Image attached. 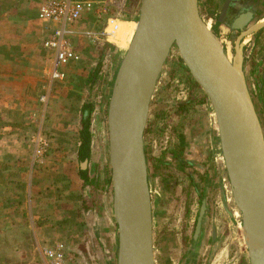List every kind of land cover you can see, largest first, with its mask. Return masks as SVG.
<instances>
[{
	"label": "rangeland",
	"instance_id": "1",
	"mask_svg": "<svg viewBox=\"0 0 264 264\" xmlns=\"http://www.w3.org/2000/svg\"><path fill=\"white\" fill-rule=\"evenodd\" d=\"M140 1L128 0L122 11L113 8L112 15L116 20L110 25L90 15L84 17L74 26L75 33L71 36L74 47L81 55L80 60L73 63H78L76 69L87 66V76H90L101 63L99 79L94 84L90 83L88 93L94 110L91 116L92 152L86 169L96 179L94 183L83 187L88 192L85 203L97 212L99 219L98 237H95L94 232L90 237H84L81 231V235L73 238L76 240L73 247H65L64 264H116L117 225L112 211L113 195L111 186L104 182L110 166L103 119L108 110L113 71L126 50L112 42L114 33L110 32V27L121 21L136 22ZM214 1L208 4L203 0L200 9L210 28L221 38L220 26L223 25L217 22L219 9L214 7ZM2 4L4 1L0 0V14ZM263 17L264 12L258 16V20ZM107 28L109 34H102ZM28 29L32 34L29 40ZM86 30L92 35L81 33ZM227 35L225 38L228 43L232 42L230 34ZM28 43H33L35 49L34 57L29 59ZM28 64L33 68L29 80L34 83L43 79V69L51 71L54 67L53 53L42 46L41 35L39 38L38 23L27 22L17 26L0 24V264H28V214L25 213L28 211V141L32 148L34 146L32 166L39 165L36 169L42 170L45 177L55 173L49 170L47 163L52 165L59 160V165H62V161H68L73 156L78 162L75 169L79 170L83 168L81 163L84 162L76 155L80 133L74 138L70 135L68 148L71 150H51L54 146L52 133L58 125L61 129L65 124V115L76 117V106H73L72 111L56 113L51 109V104L47 108L35 100L39 93L36 88L31 93L35 103L29 106L37 111L28 120ZM248 76L249 87L264 125V100L259 98L250 72ZM183 103L184 110L181 106ZM75 120H69L71 126ZM180 135L185 136V153L194 166L188 173L176 167L178 160L171 155L178 147ZM41 138L46 145L42 144L44 148L37 156L35 148ZM146 150L152 195L157 200L156 204L160 205L154 209V243L158 264H250L242 231V215L230 197V182L213 109L191 78L176 48L164 66L154 93L146 129ZM158 159H165L166 162L157 169ZM163 175L178 178L177 188L170 196L162 193V180L159 177ZM204 199L208 207L205 233L198 253L190 257V247ZM17 200H20L19 204ZM51 234L49 237L53 241L50 246L70 244V237L64 232ZM31 249L36 258L34 264H49L44 249L41 252Z\"/></svg>",
	"mask_w": 264,
	"mask_h": 264
},
{
	"label": "water",
	"instance_id": "2",
	"mask_svg": "<svg viewBox=\"0 0 264 264\" xmlns=\"http://www.w3.org/2000/svg\"><path fill=\"white\" fill-rule=\"evenodd\" d=\"M236 1L240 3L225 0L217 14L233 39L232 59L202 16L203 0L140 1L135 33L113 71L103 119L117 225L116 264H155L153 214L160 205L150 186L146 129L159 78L174 48L213 109L231 192L251 240L249 263L264 264V125L245 70L246 38L264 29V17L256 21V5L236 12L244 6L234 5ZM87 163H81L82 169ZM207 212L204 199L190 257L201 247Z\"/></svg>",
	"mask_w": 264,
	"mask_h": 264
},
{
	"label": "crops",
	"instance_id": "3",
	"mask_svg": "<svg viewBox=\"0 0 264 264\" xmlns=\"http://www.w3.org/2000/svg\"><path fill=\"white\" fill-rule=\"evenodd\" d=\"M3 1L4 4L1 5L0 24L17 26L27 22L28 24L37 22L39 38L41 35V42L44 47L43 41L45 33L41 21L39 20V8L41 3L45 0ZM205 1L208 3L211 0ZM224 1L225 0H215L214 7L220 10ZM239 4H249V6L256 5V21H258V16L264 12V0H240ZM72 26L71 27L74 29L75 25ZM223 27H225V25L220 26V30L223 29ZM84 32L81 33L85 34ZM30 37H32V34L30 33V29H28V40ZM249 42L250 44L246 46L245 52L246 74L248 76V73H251L253 85L256 86L258 92L260 91L258 96L261 100H264V29L252 34ZM33 50H35L34 44L28 43V59L34 57L35 52ZM77 64L66 66V75L63 79H52L50 76L51 71L45 68L43 69V79L41 78L38 83L29 80V77H32L31 70H33V68L28 64V120L36 115L37 110H33L32 107L29 106L35 103L31 93L32 90L36 88L39 93L37 92L35 100L43 107L48 108L51 104V109L56 113H60L63 110L69 112L72 111L73 106L77 107L76 117L65 115V124L62 125L61 129L58 125L57 129L52 133V137H54V146L52 145L51 150L56 152L71 150L68 148L69 138H71L70 135H72V138L78 137L81 129L80 120L82 109L83 106L90 101L88 93L91 88V80L90 76H87V66L79 70L76 69V66H78ZM71 119H76V122H72V126L70 125ZM39 140L40 139L37 141L38 145ZM79 146L80 139L78 140L77 138V147L79 148ZM33 153L34 146L32 148L31 142L28 141V211L26 210L25 212L28 214V264H34L36 262L35 255L32 254L31 248L41 252L45 247L50 246L51 241H53V239L49 237L50 233H52L51 235L62 232L67 234L70 237V240H68L70 244H66L65 246L67 249L69 248L68 246L73 247L76 241L73 238L77 235L83 234L84 237H90L91 233L94 232L95 237H98L97 220L99 219L97 212L95 210L93 211V209L85 203L87 201L88 192L83 188L84 180L80 176L81 169H75V164L78 162L76 158L72 156L73 153L71 154V159L62 161V165H59V160L54 161L52 165L47 163L49 170L52 172L55 171V173L49 177L43 176L42 170L36 169L39 165L35 164V166H32L33 163L31 158H33ZM76 155L78 158V153H76ZM61 167L62 170L59 171ZM19 201L17 200L16 203ZM20 204L23 205V203ZM109 226L110 228L112 227L111 223H109ZM153 227L155 228V210L153 214ZM81 231L82 233L80 234ZM84 241H79V243L85 244ZM154 251L155 264H158L155 243Z\"/></svg>",
	"mask_w": 264,
	"mask_h": 264
},
{
	"label": "built area",
	"instance_id": "4",
	"mask_svg": "<svg viewBox=\"0 0 264 264\" xmlns=\"http://www.w3.org/2000/svg\"><path fill=\"white\" fill-rule=\"evenodd\" d=\"M128 0H45L39 8V20L44 29V47L54 55V67L51 69L52 79H63L64 68L78 62L80 53L74 47L71 36L75 33L72 25H76L86 16H93L98 21H107L110 25L113 8L122 11ZM72 26V27H71ZM87 35L92 32L85 31ZM102 34H109L108 28ZM45 141L41 138L36 148L37 156L41 154ZM49 264H64L65 246L57 243L43 250Z\"/></svg>",
	"mask_w": 264,
	"mask_h": 264
},
{
	"label": "trees",
	"instance_id": "5",
	"mask_svg": "<svg viewBox=\"0 0 264 264\" xmlns=\"http://www.w3.org/2000/svg\"><path fill=\"white\" fill-rule=\"evenodd\" d=\"M110 46V45H107ZM103 56V55H102ZM101 69V63H99L95 69L93 70L92 74L90 75V80L91 82L95 83L98 79H99V72ZM185 103H183L181 106L184 107ZM185 107L182 109L184 110ZM94 110V105L91 102L86 103L83 106V110H82V127L80 130V146L78 148V159L82 162L85 160H90L91 159V152H92V142H93V132H92V112ZM186 139L184 135H180L179 136V144L177 149H175L171 155L174 157V159L180 161L181 163H179V167L184 168V170L186 169V165L189 164V167L193 168V164L192 161L189 159L187 153L186 152ZM158 164L156 165L157 169L158 166H160L161 164H164L166 161L165 159H158L157 160ZM183 166V167H182ZM191 170V169H190ZM190 172V171H189ZM108 174V175H107ZM110 170L109 173H107L106 171V177H105V184H109L110 183ZM80 176L81 178L84 180V185H90L92 183H94V180L96 179L95 176L91 177L89 170L88 169H81L80 170ZM161 176V175H160ZM162 185H166L169 186L168 183V179L167 177H165L164 175L162 176Z\"/></svg>",
	"mask_w": 264,
	"mask_h": 264
},
{
	"label": "bare ground",
	"instance_id": "6",
	"mask_svg": "<svg viewBox=\"0 0 264 264\" xmlns=\"http://www.w3.org/2000/svg\"><path fill=\"white\" fill-rule=\"evenodd\" d=\"M209 3H212V2L210 1ZM261 21H264V20H261ZM136 25H137V23L134 21H132V22L131 21H121L118 24H114L112 27H110V30H111L110 32L114 33L112 42L117 44L121 48L127 50L128 46L132 40V37L135 33ZM208 26L210 27L209 23H208ZM220 36H221V41L227 45L228 57L230 59H232V56H233L232 48H231L230 43H228L227 39L225 38L226 37V28L225 27H223V29L220 30ZM249 39L250 38L248 36L246 38V41H248ZM228 188H229L231 200L234 201L230 186ZM242 227H243L242 231L244 233L243 235L245 236V242H246V245L248 247V244L251 243V240H250V238L246 232V228L243 225H242Z\"/></svg>",
	"mask_w": 264,
	"mask_h": 264
},
{
	"label": "flooded vegetation",
	"instance_id": "7",
	"mask_svg": "<svg viewBox=\"0 0 264 264\" xmlns=\"http://www.w3.org/2000/svg\"><path fill=\"white\" fill-rule=\"evenodd\" d=\"M237 3H239V1H236V2H234V5H236ZM261 4V3H260ZM240 8V10H238V7L236 8V12H241V11H250L251 9H253V5H250L249 6V4H245L244 6H239ZM261 8V7H260ZM259 8V9H260ZM234 10V9H233ZM260 92V91H259ZM179 163H181L180 161H176V167H178V168H180V170H182V171H184V172H189L190 171V169H192V167H189L190 165L189 164H187L186 165V169L184 170V168H182L181 169V167H179L180 165H179ZM183 167V166H182ZM193 169H194V166H193ZM188 175H190V174H188ZM165 177H167V179L169 180L168 181V183H169V186H167L166 187V185L164 186V185H162V190H163V194L165 195H167V196H170L171 194H173L174 193V191L176 190V188H177V185H178V178L177 177H175V176H171V175H169V176H167V175H165ZM191 177V176H190ZM192 178V177H191ZM198 221V220H197Z\"/></svg>",
	"mask_w": 264,
	"mask_h": 264
}]
</instances>
